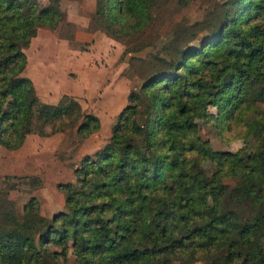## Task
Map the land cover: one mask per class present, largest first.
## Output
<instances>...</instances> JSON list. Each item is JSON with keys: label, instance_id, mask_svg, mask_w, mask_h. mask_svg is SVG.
I'll return each instance as SVG.
<instances>
[{"label": "trees", "instance_id": "1", "mask_svg": "<svg viewBox=\"0 0 264 264\" xmlns=\"http://www.w3.org/2000/svg\"><path fill=\"white\" fill-rule=\"evenodd\" d=\"M155 2L95 0L92 18L107 35L130 38L150 22ZM217 14L214 33L178 49L177 59L128 92L104 144L75 168L76 185H57L67 210L51 216L37 244L44 218L34 198L20 216L0 210V264H48L68 254L76 264H169L171 257L264 264V0H224ZM62 17L58 0H0L3 148L75 123L83 137L99 127L69 94L40 101L23 74L30 39ZM255 83L261 95L244 99ZM234 113L245 145L216 150L200 138L196 118L223 129ZM233 204L257 211L242 218Z\"/></svg>", "mask_w": 264, "mask_h": 264}, {"label": "rangeland", "instance_id": "2", "mask_svg": "<svg viewBox=\"0 0 264 264\" xmlns=\"http://www.w3.org/2000/svg\"><path fill=\"white\" fill-rule=\"evenodd\" d=\"M37 1L43 5L48 0ZM58 1L63 17L55 29H37L38 36L34 35L24 50L23 74L31 80L40 101L54 104L60 95L69 94L83 112L98 117L99 127L83 137L76 132L75 123L45 136L28 134L16 149L0 146V210L20 216L23 203L34 198L44 218L33 237L34 244L51 216L67 210L65 191L57 185H76L75 168L84 155H93L104 144L117 112L127 103L128 92L137 90L146 77L166 66V61L177 59L178 49L196 47L208 33H214L224 0H156L150 22L130 38H113L97 26L92 18L95 0ZM252 87L244 99L261 95L258 83ZM208 110L214 112V107ZM251 115L247 109L244 116ZM234 117L235 113L223 129L214 126L211 118H196L198 135L208 140L213 149L236 150L247 139L243 119ZM212 202L208 197L207 203ZM233 208L242 218L257 211L247 204H233ZM49 261L48 264H76L70 254L66 259ZM169 264L206 261L171 257Z\"/></svg>", "mask_w": 264, "mask_h": 264}, {"label": "crops", "instance_id": "3", "mask_svg": "<svg viewBox=\"0 0 264 264\" xmlns=\"http://www.w3.org/2000/svg\"><path fill=\"white\" fill-rule=\"evenodd\" d=\"M35 35H36V34H35ZM91 35L95 36V33H91ZM91 35H90V36H91ZM36 36H38V35H36ZM36 36H35V37H36ZM35 37L33 36L32 39H34ZM88 37H89V35H88ZM85 38H87V37H85Z\"/></svg>", "mask_w": 264, "mask_h": 264}]
</instances>
